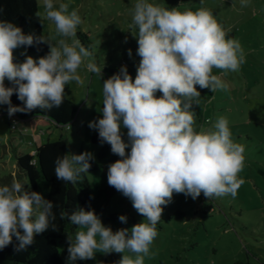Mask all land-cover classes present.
<instances>
[{"label": "clouds", "instance_id": "clouds-1", "mask_svg": "<svg viewBox=\"0 0 264 264\" xmlns=\"http://www.w3.org/2000/svg\"><path fill=\"white\" fill-rule=\"evenodd\" d=\"M248 4L249 0H241L242 8ZM43 7L37 17L55 25L46 35H26L14 23L0 20V105L8 106L10 117L16 112L59 107L65 85L84 84L78 69L92 52L77 37L80 15L75 9L69 11L68 3L57 6L54 0H43ZM131 16L130 29L134 28L140 57L135 79L122 65L103 81V115L90 121L89 127L98 131L101 144H109L120 157L108 165L109 186L127 197L144 220L114 232L92 209L80 207L70 215L61 212V218L67 216L78 226L67 236L70 264L95 259L96 252L123 254L115 264H144L158 235L163 206L172 201L173 193L193 200L201 193L207 200L235 198L244 183L239 173L245 148L233 141L228 119L220 116L212 127L197 132L192 110L193 104L199 105L197 85L213 93L227 90L228 85L212 70H240L245 53L239 40L226 38L222 25L205 7L181 11L136 0ZM34 43L47 44L48 53L14 62V49ZM86 68L101 77L102 69L94 62ZM5 79L12 86L6 87ZM157 92L162 95L157 97ZM13 93L22 105L12 104ZM121 125L127 129V140L122 138ZM94 159L91 152L57 157L56 178L75 184L89 172ZM24 185L14 177L10 184L0 186V249L13 236L18 241L16 251L25 249L55 220L53 203ZM118 219L127 223L124 214Z\"/></svg>", "mask_w": 264, "mask_h": 264}, {"label": "rangeland", "instance_id": "rangeland-1", "mask_svg": "<svg viewBox=\"0 0 264 264\" xmlns=\"http://www.w3.org/2000/svg\"><path fill=\"white\" fill-rule=\"evenodd\" d=\"M43 12V0H38ZM136 0H54V4L68 3L69 11L75 9L82 23L77 27V37L92 55L84 59L78 73L83 86L67 84L69 97L79 109L74 123L48 130L30 132L22 121L11 128L9 116L0 105V178L10 184L17 179V154L35 150L49 140L64 136L69 141L70 154L100 153L103 144L95 143L97 130L89 122L102 118L103 81L118 72L124 61L129 74L135 79L137 64V39L133 37L131 9ZM166 8L177 7L193 11L205 7L226 32V38L239 40L245 53V62L238 72L213 68L227 85L226 91L197 90L201 95L199 105L193 104L194 129L210 128L220 116L229 121L234 142L244 146V167L239 178L244 183L235 198L230 195L207 200L203 193L193 200L183 193H173L172 201L163 206L158 235L150 245V257L144 264H235L250 260L251 264H264V0H249L241 7V0H149ZM44 35L55 30L52 21L44 20ZM78 33L89 36V40ZM131 49V57L128 50ZM94 62L102 75L88 71L86 65ZM157 97L162 93L157 92ZM22 127V129H21ZM122 138L127 140V129L121 125ZM126 151H130L127 149ZM120 159L111 152L96 169L84 173L90 182V191L96 195L108 184V165ZM5 177L6 175H10ZM84 174L75 183L83 180ZM4 177V181H3ZM127 216V223L118 217ZM105 226L112 230L127 227L144 220L133 208L132 202L120 192L111 199L100 216ZM67 242L60 248L67 253ZM68 254V253H67ZM108 254L96 252L95 259L83 260L85 264H105ZM123 254H121L122 256ZM134 258V257H133Z\"/></svg>", "mask_w": 264, "mask_h": 264}, {"label": "trees", "instance_id": "trees-1", "mask_svg": "<svg viewBox=\"0 0 264 264\" xmlns=\"http://www.w3.org/2000/svg\"><path fill=\"white\" fill-rule=\"evenodd\" d=\"M38 11L40 12L38 0H0V20L14 23L26 35L33 34L35 37L44 35L43 22L36 15ZM78 35L85 36L89 40V45H92L88 35L84 33H78ZM48 51V45L45 43L20 47L13 50L14 62H23L28 55L38 59L46 55ZM123 64L126 65V61ZM4 83L6 87L12 86L7 79ZM10 99L13 105H22L15 93ZM1 106L2 111L8 115V106ZM78 109L79 105L69 97L68 86L65 85L64 99L59 107L37 108L27 113L16 112L11 117L8 115L9 124L13 128L14 122L22 121L26 124L28 131H41L45 134L52 128L72 125ZM93 141L100 142L98 133L93 137ZM110 149L111 146L104 143L100 153L91 161L90 168L96 169ZM69 152V141L61 136L57 140H49L37 146L35 150L17 154V180L22 184L25 183L26 190L39 192L53 203L55 220L46 231L36 234L34 242L23 250L16 251L15 246L18 241L13 236L12 242L0 249V264H70L67 260L68 254L60 248V242H67V236L74 234L78 226L71 224L67 216L61 218V212L70 215L78 208L84 207L86 210H94L97 215L101 216L108 208L112 197L118 192L107 184L100 188L96 195H93L90 191V182L85 174L78 186L58 180L55 173V161L57 157L70 155ZM10 176L11 174L5 177L10 178ZM3 184L0 178V186ZM120 258L121 253L108 254L105 264H115ZM71 264H85V262L78 259ZM235 264H251V262L249 259L248 261L242 259Z\"/></svg>", "mask_w": 264, "mask_h": 264}, {"label": "built area", "instance_id": "built-area-1", "mask_svg": "<svg viewBox=\"0 0 264 264\" xmlns=\"http://www.w3.org/2000/svg\"><path fill=\"white\" fill-rule=\"evenodd\" d=\"M16 121V120H15ZM16 127V123L15 124H13V128H15Z\"/></svg>", "mask_w": 264, "mask_h": 264}]
</instances>
